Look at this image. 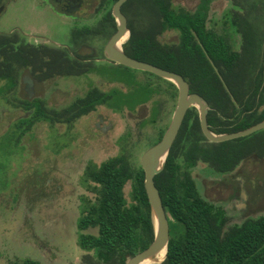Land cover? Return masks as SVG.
<instances>
[{"label": "trees", "instance_id": "16d2710c", "mask_svg": "<svg viewBox=\"0 0 264 264\" xmlns=\"http://www.w3.org/2000/svg\"><path fill=\"white\" fill-rule=\"evenodd\" d=\"M113 2L107 3L108 31L116 27ZM211 2L198 0L193 8H186L174 7L171 0H125L121 8L129 34L122 46L134 57L180 72L189 90L208 100L209 127L215 132L232 131L264 117V0H228L232 10L220 28L211 23ZM227 24L235 31V41ZM166 29L177 31V40L162 41L159 34ZM4 37L0 35V54H9V40ZM109 64L108 79L127 84L125 89L108 90L109 107L132 110L152 99L149 120L158 124L147 144L151 145L167 126L159 122L160 115L165 104L175 100L176 85L149 70ZM138 71L143 78L137 77ZM96 96L97 101L105 98L101 93ZM123 149L86 172L95 182L90 184L95 197L82 198L77 243L92 250L100 264H125L154 235L144 170L133 150ZM251 154L264 155V127L230 139L209 140L201 130L196 106L187 108L164 166L154 175L162 204L170 213L164 264H264V212L231 221L221 204L201 194L192 174L199 161L222 173ZM128 181L130 199L124 192ZM88 226L96 231H82ZM8 264L42 263L25 257L9 259Z\"/></svg>", "mask_w": 264, "mask_h": 264}, {"label": "flooded vegetation", "instance_id": "af4514ba", "mask_svg": "<svg viewBox=\"0 0 264 264\" xmlns=\"http://www.w3.org/2000/svg\"><path fill=\"white\" fill-rule=\"evenodd\" d=\"M11 1L15 0H0V15ZM23 2L36 11L65 14L73 19L69 22L73 26L63 43L48 38L42 23L0 28V35L5 36L3 40H9L11 47V53L0 54V67L5 68L0 69V97L6 101V106L0 110V149L20 156L10 166L18 174L25 172L19 179L11 178V183L0 189V201H16L24 214L56 221L57 227L63 220L65 201L77 197L83 202V197H95L90 186L95 182L88 177L85 183L94 193L93 197L79 192L80 174L86 179V172L97 165L90 155L82 156L81 151L95 137L108 139L111 126L108 122V66L115 62L108 59L104 46L115 29L108 31V0ZM102 39L99 53L97 41ZM97 93H101L104 100L97 101ZM65 190L68 197L61 196ZM212 201L227 210L231 221L249 216L232 220L233 215L225 204ZM57 207L61 213L58 209L55 213ZM48 208L53 212L47 214ZM80 216L76 220L77 236ZM92 227L82 231L92 232ZM85 251L89 254L88 261L95 262L93 251ZM165 256L166 251L153 264H164Z\"/></svg>", "mask_w": 264, "mask_h": 264}, {"label": "rangeland", "instance_id": "374dc122", "mask_svg": "<svg viewBox=\"0 0 264 264\" xmlns=\"http://www.w3.org/2000/svg\"><path fill=\"white\" fill-rule=\"evenodd\" d=\"M171 1L174 7L184 6L186 8H193L198 2V0ZM210 8L211 23L216 28H220L224 17L232 10V7L228 0H212ZM72 21L73 19L65 14H57L49 10L36 11L32 6L26 5L23 0H15L11 1L0 15V28L8 29L13 24L42 23L43 32L48 38L63 43L69 37L70 28L73 26L69 22ZM226 26L231 40L235 41V31L229 24ZM159 38L162 41H175L178 38L177 31L166 29L159 34ZM103 42L104 39L97 41L99 53L101 52L99 47ZM137 77L143 78V73L138 71ZM113 86L125 89L127 84L121 80H108V90ZM175 100L172 104L170 102L165 104L159 122L169 123ZM5 102L0 97V110L6 106ZM152 104V99H149L140 102L132 110L127 108L115 110L108 106V122L111 123L108 127V139L107 137H95L89 146L83 147L82 156L90 155L98 164L107 156L117 154L125 148L127 151L132 149L135 160L139 161L141 153L148 147L149 139L157 131L158 123L154 124L149 120L152 114ZM5 118L8 119V116L5 115ZM136 142L139 144L135 145ZM19 157L7 152L5 148L0 149V189L10 184L14 176L19 179L25 174V172L18 174L10 166L17 162ZM192 174L201 194L210 200L225 204L233 215L232 220L264 212V155H248L233 171L224 174L214 172L205 162L199 161L192 169ZM80 180V194L93 197L94 193L86 186L89 180L87 176L85 179L84 175L80 174ZM130 186L129 181L124 186L128 199H130ZM63 195L68 197L67 190L61 193V196ZM82 206V200L77 197L65 201L63 220L56 227V221L50 219L44 221L42 216H31L27 212L24 214L21 205L16 201H0V264H8L9 259L25 257L38 259L42 264H100L97 261L89 262L88 252L80 248L76 241V220L82 213ZM57 209L58 207L55 213ZM52 212V208L46 211L47 214ZM59 213H61L60 210ZM90 230L95 232L96 228L92 227ZM153 263L152 260L150 264Z\"/></svg>", "mask_w": 264, "mask_h": 264}, {"label": "water", "instance_id": "95a60500", "mask_svg": "<svg viewBox=\"0 0 264 264\" xmlns=\"http://www.w3.org/2000/svg\"><path fill=\"white\" fill-rule=\"evenodd\" d=\"M124 1L114 0L111 6V13L115 18L116 28L104 46V52L108 59L133 68L149 70L171 80L177 87L176 100L169 123L160 139L145 148L139 158V162L144 170V186L151 208L154 235L151 242L145 248L130 255L125 262V264H138L144 259L158 262L160 260L157 257L158 252L163 251V256L167 249L170 235V213L166 211L162 204L159 189L154 182V175L164 166L166 155L176 137L187 108L191 105L196 106L200 127L204 136L214 141L246 135L260 129L264 127V117L241 129L223 132L213 131L207 123L208 100L199 92L190 91L187 80L180 72L134 57L123 49L122 43L129 34L127 16L121 9Z\"/></svg>", "mask_w": 264, "mask_h": 264}, {"label": "bare ground", "instance_id": "6f19581e", "mask_svg": "<svg viewBox=\"0 0 264 264\" xmlns=\"http://www.w3.org/2000/svg\"><path fill=\"white\" fill-rule=\"evenodd\" d=\"M162 253H163V251L158 252L157 257L160 258ZM151 262H152V260H150V259H144V260L140 261L138 264H150Z\"/></svg>", "mask_w": 264, "mask_h": 264}]
</instances>
